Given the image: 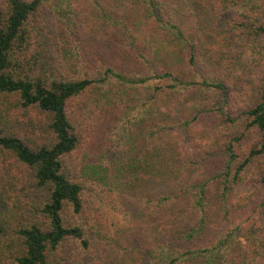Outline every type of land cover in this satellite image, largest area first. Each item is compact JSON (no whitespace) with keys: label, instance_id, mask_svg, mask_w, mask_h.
Wrapping results in <instances>:
<instances>
[{"label":"trees","instance_id":"1","mask_svg":"<svg viewBox=\"0 0 264 264\" xmlns=\"http://www.w3.org/2000/svg\"><path fill=\"white\" fill-rule=\"evenodd\" d=\"M263 41L264 0H0V264H264Z\"/></svg>","mask_w":264,"mask_h":264},{"label":"rangeland","instance_id":"2","mask_svg":"<svg viewBox=\"0 0 264 264\" xmlns=\"http://www.w3.org/2000/svg\"><path fill=\"white\" fill-rule=\"evenodd\" d=\"M263 45V52H262V61L264 63V41L262 42ZM260 44L258 46L255 45H248L243 50H240L241 52L238 55L237 64L235 65L236 69L234 71V75L241 79L242 81H245L253 86V90L255 91V95L258 94V78L256 76V67H258L259 64L257 63V60L255 58V54L257 51V48H260ZM202 134V132H199Z\"/></svg>","mask_w":264,"mask_h":264}]
</instances>
